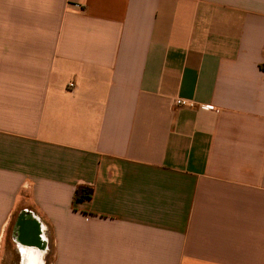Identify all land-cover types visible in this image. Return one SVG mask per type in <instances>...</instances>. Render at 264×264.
<instances>
[{
  "label": "crops",
  "instance_id": "0c3cea01",
  "mask_svg": "<svg viewBox=\"0 0 264 264\" xmlns=\"http://www.w3.org/2000/svg\"><path fill=\"white\" fill-rule=\"evenodd\" d=\"M10 248L264 264V0H0V264Z\"/></svg>",
  "mask_w": 264,
  "mask_h": 264
},
{
  "label": "rangeland",
  "instance_id": "374dc122",
  "mask_svg": "<svg viewBox=\"0 0 264 264\" xmlns=\"http://www.w3.org/2000/svg\"><path fill=\"white\" fill-rule=\"evenodd\" d=\"M9 255L7 260L2 262L1 264H22V257L19 256L16 250L9 249ZM44 264H51V254H47V256L43 259Z\"/></svg>",
  "mask_w": 264,
  "mask_h": 264
},
{
  "label": "trees",
  "instance_id": "16d2710c",
  "mask_svg": "<svg viewBox=\"0 0 264 264\" xmlns=\"http://www.w3.org/2000/svg\"><path fill=\"white\" fill-rule=\"evenodd\" d=\"M92 197V190L87 187H78L75 192L73 199L74 201H85Z\"/></svg>",
  "mask_w": 264,
  "mask_h": 264
},
{
  "label": "water",
  "instance_id": "95a60500",
  "mask_svg": "<svg viewBox=\"0 0 264 264\" xmlns=\"http://www.w3.org/2000/svg\"><path fill=\"white\" fill-rule=\"evenodd\" d=\"M21 220H19L18 221V223H17V228L19 229L20 228V224H21ZM17 231H19V230H17ZM36 230H33L32 228H30V229H28V230H24V231H22L21 232V234H24L25 235V237H26V239L25 240H27V241H29L30 240V242H33V243H37V244H39L40 242H39V235H38V231H36ZM24 232V233H23Z\"/></svg>",
  "mask_w": 264,
  "mask_h": 264
},
{
  "label": "built area",
  "instance_id": "2783aa9c",
  "mask_svg": "<svg viewBox=\"0 0 264 264\" xmlns=\"http://www.w3.org/2000/svg\"><path fill=\"white\" fill-rule=\"evenodd\" d=\"M77 9H81L80 6L76 5L75 6ZM175 105L176 106H179V107H185V108H189V109H195V105L193 102H190V101H186V100H176L175 101ZM200 109H209L208 107H205V106H202L200 107Z\"/></svg>",
  "mask_w": 264,
  "mask_h": 264
},
{
  "label": "bare ground",
  "instance_id": "6f19581e",
  "mask_svg": "<svg viewBox=\"0 0 264 264\" xmlns=\"http://www.w3.org/2000/svg\"><path fill=\"white\" fill-rule=\"evenodd\" d=\"M31 250H32V249H31ZM32 251H33V253H34V254H37V253H39L38 251H35V250H32Z\"/></svg>",
  "mask_w": 264,
  "mask_h": 264
}]
</instances>
